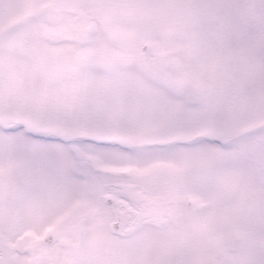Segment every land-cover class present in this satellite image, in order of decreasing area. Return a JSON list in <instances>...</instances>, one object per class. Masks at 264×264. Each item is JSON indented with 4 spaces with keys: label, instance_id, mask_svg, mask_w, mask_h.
<instances>
[{
    "label": "rangeland",
    "instance_id": "1",
    "mask_svg": "<svg viewBox=\"0 0 264 264\" xmlns=\"http://www.w3.org/2000/svg\"><path fill=\"white\" fill-rule=\"evenodd\" d=\"M0 231L1 264H264V0H0Z\"/></svg>",
    "mask_w": 264,
    "mask_h": 264
},
{
    "label": "flooded vegetation",
    "instance_id": "2",
    "mask_svg": "<svg viewBox=\"0 0 264 264\" xmlns=\"http://www.w3.org/2000/svg\"><path fill=\"white\" fill-rule=\"evenodd\" d=\"M84 16L85 15L83 13L81 15H79V17H84ZM84 21H85L84 26L89 30V32L91 34H95L96 28L99 27V24L97 22H95L96 20L94 18H88L87 17V18H85ZM81 39H83V42L89 41L90 39H92V35L87 34L85 37H82ZM153 39H151L148 42V45H146V47H149V46L153 47L155 45ZM92 41H93V39H92ZM130 174H132L131 171L126 172V175H130ZM103 197H105L107 199L109 205L111 206V209L115 210V212H116L115 216H116L117 212H121V211L124 212V214H126L127 212L131 213L130 215H127L125 219L124 218L121 219V217H120L121 213H119L120 214L119 216L117 214L118 217L117 216L116 217H117L118 221H116V223H114V224L113 223L110 224V229H111V227H116V229L115 228L114 229L117 232H120V234L127 233V235H128L129 233H131L132 232L131 229L134 227V225H136L135 224L136 222H133V220H134L133 217H135L136 215H139V214L143 215V213H148V211L151 207L150 196H148L146 194V192L143 188H140L138 185L134 184L133 182H127V183L126 182H118V181H115L112 183L106 182L103 186ZM47 228H51V227H45V230ZM117 228H118V230H117ZM45 230H44V233H45ZM27 231L30 234L28 241H30V238H32V237H33V240L38 238L40 242L43 241L41 233H38L37 231H34L30 228H28ZM5 236H10V235L7 233L5 234L3 231H0V241H4L7 245H14V247H16V244L14 243L12 238L5 237ZM61 237L59 236V238H57V242L61 246H66L68 244V242H63V239ZM54 240H56V238ZM17 246H18V244H17ZM26 248H27L26 251L29 253V256L33 257L34 252L32 251V248L30 247V245H27ZM17 249H12V252L18 254L19 252L17 251ZM65 252H69L68 249H66ZM2 258H3V256L0 252V264L3 263V261L1 260ZM14 258L17 260V262L22 261L19 258V256H17V257L14 256ZM62 261H63V255H62Z\"/></svg>",
    "mask_w": 264,
    "mask_h": 264
},
{
    "label": "water",
    "instance_id": "3",
    "mask_svg": "<svg viewBox=\"0 0 264 264\" xmlns=\"http://www.w3.org/2000/svg\"><path fill=\"white\" fill-rule=\"evenodd\" d=\"M57 236V232L56 231H54V230H49L48 232H47V234L45 235V240L46 241H51V240H53L55 237ZM51 238V239H50ZM44 239V238H43ZM45 240H43V241H45ZM66 260V257L64 256L63 257V260ZM67 262V261H66Z\"/></svg>",
    "mask_w": 264,
    "mask_h": 264
}]
</instances>
